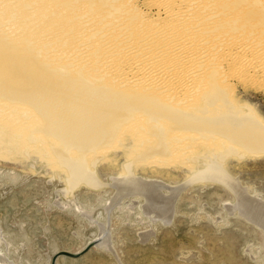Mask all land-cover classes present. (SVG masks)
I'll use <instances>...</instances> for the list:
<instances>
[{"label": "bare ground", "instance_id": "obj_1", "mask_svg": "<svg viewBox=\"0 0 264 264\" xmlns=\"http://www.w3.org/2000/svg\"><path fill=\"white\" fill-rule=\"evenodd\" d=\"M251 2L0 0V143L15 137L26 150L34 144L43 147L42 153L54 155L68 169L72 187L86 183L95 188L109 183L100 184L90 162L95 166L98 151L109 154L117 145L133 150L123 137L133 129L130 135L139 146L160 140L138 156L141 160L152 153L163 158L186 145L187 164L196 165L193 171L186 169L188 180L176 184L141 176L127 161L126 175L110 178L114 193L108 209L137 200L142 213L168 224L177 197L189 184L214 183L232 192L227 210L264 236V199L225 167L238 152L264 154V120L250 106L223 101L227 93L220 87L212 85V91L202 94L217 68L221 78L230 75L232 82L244 77L264 81V15L255 17ZM257 5L264 7V1ZM243 21L253 30L229 37L217 30ZM19 66L25 72H17ZM103 79L126 87L116 89ZM152 81L159 83L160 95L136 89ZM218 100L224 102L220 107ZM197 103L202 107L193 111ZM8 115H16L11 128L2 123ZM195 134L223 144L224 150L201 144V137L197 143ZM209 150L214 152L205 154Z\"/></svg>", "mask_w": 264, "mask_h": 264}, {"label": "rangeland", "instance_id": "obj_2", "mask_svg": "<svg viewBox=\"0 0 264 264\" xmlns=\"http://www.w3.org/2000/svg\"><path fill=\"white\" fill-rule=\"evenodd\" d=\"M143 1L139 0V3ZM251 1L250 5L254 8L252 14L255 17L264 15V7L257 5L258 0ZM247 24L245 21L235 26L226 24V27L222 26L227 29L219 26L217 30L225 37L239 36L253 30ZM215 35L211 42L216 40L218 33ZM261 39L264 43V37ZM19 67L17 72H25V67ZM221 72L222 69L217 68L210 73L209 78L212 80L207 82L202 94L212 91V85L220 87L227 93H224L225 97L222 96L223 101H231L237 106H250L264 120V81L255 78L246 80L244 77L232 82L229 80L230 75L226 79L221 78ZM102 82L119 90L126 87L110 80L103 79ZM143 86L136 89L159 94L160 85L157 81ZM223 101L218 100L220 104L216 106L223 105ZM184 107L188 108L181 105V109L189 110ZM201 107L202 104L197 103L192 109L195 111ZM13 117L8 115L3 118L5 120L2 123H5L6 128L15 124ZM158 124L165 127L163 123ZM158 124L155 122V125ZM133 132L123 135L125 143L133 150L122 149L117 145L113 149L115 152L109 150V154L107 150L98 151V158L94 159L99 160L97 164L94 162L95 166L91 159V167L95 168L93 170L100 184L109 183V186L100 185L97 188L86 183L72 187V181L71 184L68 181L71 180L68 169L58 165L60 163L54 155L42 153L41 146L39 149L34 144L32 148H27L28 151L31 149L28 153L15 137L8 143L4 142L3 146L0 143L1 150L7 148L3 152L0 150V264H52L55 255L54 264H264L263 233L227 210L226 206L233 201V195L221 185L189 184L177 197L176 212L168 224L160 220L153 221L150 215L142 213L137 200H125L119 206L108 209L107 203L114 193L111 186L114 181L111 179L115 180L116 174L126 175L124 164L127 161L133 163L138 175L176 184L188 180L189 171L196 168L192 162L187 164L188 158L185 156L189 154L186 145H183L185 148L181 146L185 150L181 147L178 149L180 152L174 148L171 154L166 153L163 158L152 156V153L147 160L143 158L142 161L138 156L148 154L158 146L160 140L139 146L138 140L132 136ZM127 134L128 139H125ZM198 135L194 137L197 138L196 142L202 138L199 144H216L213 139L208 141L206 137L204 142L203 136L196 137ZM162 140L167 143V137ZM57 145H53V148ZM174 146L178 147L177 144ZM213 146L216 147L214 151L225 148L223 144ZM214 151H205V154ZM246 152L244 150L228 157L225 167L238 177L242 185L264 199V154L250 155ZM144 233H149L148 237H144ZM104 237L108 241H103L106 240ZM61 252L77 255L68 256Z\"/></svg>", "mask_w": 264, "mask_h": 264}, {"label": "water", "instance_id": "obj_3", "mask_svg": "<svg viewBox=\"0 0 264 264\" xmlns=\"http://www.w3.org/2000/svg\"><path fill=\"white\" fill-rule=\"evenodd\" d=\"M94 243V242H93ZM92 244V243H91ZM60 254H64V255H68V256H76L77 254H71V253H68V252H61ZM56 256V255H55ZM55 256L52 260V264H54V259H55Z\"/></svg>", "mask_w": 264, "mask_h": 264}]
</instances>
